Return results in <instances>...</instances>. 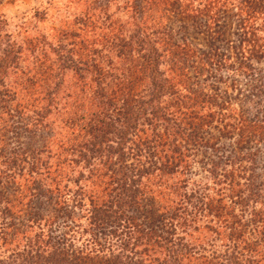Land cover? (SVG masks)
I'll list each match as a JSON object with an SVG mask.
<instances>
[{"label": "trees", "instance_id": "1", "mask_svg": "<svg viewBox=\"0 0 264 264\" xmlns=\"http://www.w3.org/2000/svg\"><path fill=\"white\" fill-rule=\"evenodd\" d=\"M124 6L125 22L89 15L78 37L17 42L0 30L3 131L2 114L44 131L53 115L71 134L51 129L42 148L6 157L0 264H264V161L242 166L264 156V117L236 115L211 85L213 74H247L264 59V0ZM170 14L202 26L207 49L176 42L163 26ZM229 22L237 32L226 56L218 45ZM222 139L236 150L211 161ZM203 157L209 178L190 186Z\"/></svg>", "mask_w": 264, "mask_h": 264}, {"label": "rangeland", "instance_id": "2", "mask_svg": "<svg viewBox=\"0 0 264 264\" xmlns=\"http://www.w3.org/2000/svg\"><path fill=\"white\" fill-rule=\"evenodd\" d=\"M125 2L126 0H0V30L2 34H12V37H14L17 42H20L26 36L31 38L38 35H45L47 41H51V38L56 39L57 36L60 39L61 33L73 36L79 34L82 36L83 32L81 28H83V26L81 21L89 15H94L100 20L108 18L106 24H109V21L112 23L114 21L123 23L129 19V14L125 11ZM163 26L172 32L176 42L181 43V39H183L202 50H206L209 45L207 43L209 38H207V35L204 33L205 31L202 29V26H198L197 22L193 23L191 19L181 16V14H170L167 19L164 20ZM236 32L234 25L231 23L228 30L229 34L226 36L229 38L228 44H215V46L218 45V47L221 48L220 51L225 52L226 56L231 52L229 42L235 41L236 35L234 36V34H236ZM73 36H70L67 40L62 39V43L67 51L73 48L69 45L71 43L70 40L76 38ZM76 40L78 41V39ZM223 44H225V46ZM251 68L253 71L247 74L220 71L216 75H211L215 77V79L211 80V85L215 93L220 99H224L232 105V112L234 111L236 115H242L247 119L264 117V59L259 63L252 62ZM10 74L5 79L6 82L14 79ZM70 81L71 74H68L66 83ZM27 117L35 119L34 115L31 113H28ZM1 118L2 121H6L7 125L11 126V131L9 129L4 132L0 121V139H2V142L0 140V172L9 169L7 166L8 163H4L6 162V157L9 156V152L20 154L24 151L27 152L31 148H42L49 141L53 133H50L51 129H53L55 133H62V137H67V134L71 136L69 131L62 128L59 119L53 115L47 120V122L51 123V127L46 129V131H44V123L37 125L35 122L34 125L26 116L16 117L15 115L11 118L8 117L7 114H2ZM26 125H29L28 130L32 131V133H25L23 128H25L24 126ZM34 126L36 129L33 132ZM219 143L222 148L220 151L216 152V154L209 157L211 161H217V156H232V154L229 155L228 153L231 151L233 153L234 150H236L234 140L232 139H222ZM250 147H253V145ZM66 148H68V146H66ZM256 148L259 150L262 149L260 146H256ZM57 150L58 147L55 145L51 149H48V152H50L52 156V154L59 152V150ZM47 157H49V154L43 155V160H49ZM250 159H255L256 163H254V165L257 164L259 169L263 167L264 156L260 157V155L250 156V158L246 155L244 160L246 163L242 166L246 169L249 168L253 170V164L250 165V163L247 162L250 161ZM29 161H31V159ZM49 161L54 160L51 159ZM205 161L204 157L200 158L199 162L202 165L196 164L192 167V173L188 176L192 181L190 182V186L193 184L196 185L201 181L204 182L209 178L206 171L201 168V166H203L206 170L207 166L205 164L207 162L205 163ZM17 167L14 169L19 171L20 167H18L19 169ZM10 170L14 172L13 169ZM257 173H261V170L257 171ZM244 174L245 177H248L249 171L243 173V175ZM15 175V180L18 181V176L17 174ZM13 186L15 187V185ZM11 188L12 185H9L5 186V188H1V190L11 193ZM34 207L35 209H41L38 201H35Z\"/></svg>", "mask_w": 264, "mask_h": 264}]
</instances>
